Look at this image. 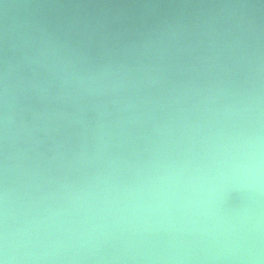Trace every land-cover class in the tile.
I'll use <instances>...</instances> for the list:
<instances>
[{
    "label": "water",
    "instance_id": "95a60500",
    "mask_svg": "<svg viewBox=\"0 0 264 264\" xmlns=\"http://www.w3.org/2000/svg\"><path fill=\"white\" fill-rule=\"evenodd\" d=\"M0 259L264 264V0H0Z\"/></svg>",
    "mask_w": 264,
    "mask_h": 264
},
{
    "label": "clouds",
    "instance_id": "9594fccd",
    "mask_svg": "<svg viewBox=\"0 0 264 264\" xmlns=\"http://www.w3.org/2000/svg\"><path fill=\"white\" fill-rule=\"evenodd\" d=\"M0 264H7V260L6 259H0Z\"/></svg>",
    "mask_w": 264,
    "mask_h": 264
}]
</instances>
